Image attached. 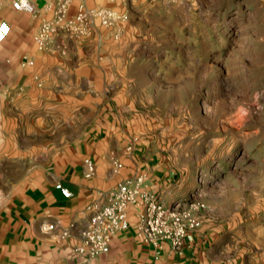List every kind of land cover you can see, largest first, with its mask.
I'll return each instance as SVG.
<instances>
[{
	"label": "rangeland",
	"instance_id": "374dc122",
	"mask_svg": "<svg viewBox=\"0 0 264 264\" xmlns=\"http://www.w3.org/2000/svg\"><path fill=\"white\" fill-rule=\"evenodd\" d=\"M86 4L89 10L106 8L116 14L113 26L91 19L90 33L78 37L98 27L113 31V46L121 45L132 60L126 73L131 85L116 107L125 105L127 119L133 121V144L141 138L136 130L147 135L142 161L155 166L161 182L168 183L164 202L206 205L196 230L208 234L204 264H264V0ZM76 11L74 4L71 13ZM45 16L51 15L44 10L28 14L32 21L40 18L32 41L40 51L49 50L61 34H54L48 49H39L34 36ZM0 17L17 16L3 6ZM58 115L56 111L52 137H23V145L53 139L56 151L57 144L77 140L76 126L61 127ZM3 140L13 146L15 138H0L2 145ZM40 149L0 152V160L6 157V175L29 177L38 166V177L51 178L62 154L54 152L51 159ZM6 182L0 175V190L6 193L33 186Z\"/></svg>",
	"mask_w": 264,
	"mask_h": 264
},
{
	"label": "crops",
	"instance_id": "0c3cea01",
	"mask_svg": "<svg viewBox=\"0 0 264 264\" xmlns=\"http://www.w3.org/2000/svg\"><path fill=\"white\" fill-rule=\"evenodd\" d=\"M43 4L44 0H36L40 11ZM15 15L7 17L12 34L0 43L4 48L0 50V138L15 140L13 146L3 140L0 152H37L40 146L51 159L54 152L62 155L51 178L38 177L34 158L36 174L25 178L7 176L6 157L0 160L3 184L8 179L9 185H33L10 193L0 190V264H204L208 234L203 229L193 232L182 256L167 247L157 260L154 249L138 237L134 217L132 227L114 237L108 255L87 260L75 252L79 230L87 220L85 207L100 193L146 173L151 190L171 205L164 202L170 195L168 183L161 182L155 166L142 161L147 135L136 130L141 138L133 144V121L127 119L125 105L116 107L131 85L126 73L132 60L121 45L113 46V31L98 27L77 38L56 34L50 49L40 51L32 42L40 18L32 21L24 12ZM56 111L61 114V127L76 126L77 140L57 144L56 151L53 139L23 145V137L53 136ZM69 135L67 131L65 136ZM86 158L95 163L90 177ZM114 160L123 163L122 170H114ZM58 181L70 188L72 197H63L55 188ZM48 224L55 228L43 230ZM71 224L76 226L72 235L62 237Z\"/></svg>",
	"mask_w": 264,
	"mask_h": 264
},
{
	"label": "built area",
	"instance_id": "2783aa9c",
	"mask_svg": "<svg viewBox=\"0 0 264 264\" xmlns=\"http://www.w3.org/2000/svg\"><path fill=\"white\" fill-rule=\"evenodd\" d=\"M88 0H44L43 10L50 17H43L35 41L41 50L48 49L54 34L61 33L66 37H78L89 34L91 19H97L104 26H113L116 14L106 8L89 10ZM77 3V4H76ZM76 5L77 11L71 13ZM8 6L13 12H24L38 16L40 9L36 0H0V7ZM10 22L0 17V43L6 41L12 34ZM32 64V61H30ZM131 149V148H129ZM87 177L95 172V163L86 158ZM123 163L114 160V170H122ZM55 188L63 197H72V191L61 181ZM206 205L194 202L186 207H174L160 201L148 181V175L141 173L119 183L116 187L102 192L97 200L86 205L87 220L79 230L80 241L74 248L75 252L87 260H96L106 256L111 251L114 237L120 232L132 227V217L137 235L155 251V258L162 257V252L168 247L175 254L183 255L185 246L192 233L202 226L201 216ZM75 224L63 231L62 237H70ZM54 224L43 226L50 231ZM97 264H104L98 262Z\"/></svg>",
	"mask_w": 264,
	"mask_h": 264
},
{
	"label": "bare ground",
	"instance_id": "6f19581e",
	"mask_svg": "<svg viewBox=\"0 0 264 264\" xmlns=\"http://www.w3.org/2000/svg\"><path fill=\"white\" fill-rule=\"evenodd\" d=\"M7 11V10H6Z\"/></svg>",
	"mask_w": 264,
	"mask_h": 264
}]
</instances>
